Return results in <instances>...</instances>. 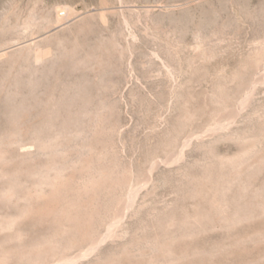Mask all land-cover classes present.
Wrapping results in <instances>:
<instances>
[{
    "label": "rangeland",
    "instance_id": "rangeland-1",
    "mask_svg": "<svg viewBox=\"0 0 264 264\" xmlns=\"http://www.w3.org/2000/svg\"><path fill=\"white\" fill-rule=\"evenodd\" d=\"M0 53V243L61 196L93 216L52 239L73 264H264V0H0Z\"/></svg>",
    "mask_w": 264,
    "mask_h": 264
},
{
    "label": "bare ground",
    "instance_id": "bare-ground-1",
    "mask_svg": "<svg viewBox=\"0 0 264 264\" xmlns=\"http://www.w3.org/2000/svg\"><path fill=\"white\" fill-rule=\"evenodd\" d=\"M78 14H72L71 12H68L67 14L63 15V16H60L57 23L58 24H61V23H65V22H68L70 19H73L74 17H77ZM77 38V37H76ZM2 54V53H0ZM248 73V72H247ZM16 77V75H15ZM15 79V78H14ZM13 79V81H14ZM38 80V79H37ZM17 81V80H16ZM27 81V80H26ZM60 80H58V77L55 76L54 79L50 82H47V89L48 88H51V89H55V87L60 84L59 82ZM30 82V81H29ZM16 84V83H15ZM18 84L20 86H23V81H19ZM17 84V86L19 87V85ZM31 85V88L33 87V82L30 83ZM29 85V84H28ZM61 85V84H60ZM59 86V85H58ZM238 86V85H237ZM61 87V86H60ZM64 87V86H63ZM230 88V87H229ZM65 88H63L64 90ZM62 90V91H63ZM57 91V90H55ZM43 94V93H42ZM235 97V96H234ZM41 101V100H40ZM45 101V100H44ZM61 101V100H60ZM63 101V100H62ZM42 105V104H41ZM67 106V105H66ZM27 110V109H26ZM43 111H46V109L44 108ZM48 112V111H47ZM46 112V113H47ZM45 113V112H44ZM49 114V113H48ZM44 115H47V114H44ZM43 115V116H44ZM43 116L41 118H43ZM8 118V117H7ZM46 118H49V115H47V117H44L43 119H46ZM33 119V118H31ZM27 120V119H26ZM48 120V119H46ZM45 120V122H46ZM16 122V121H15ZM21 122V121H20ZM38 126V125H37ZM22 129V128H21ZM96 131V130H95ZM24 134L28 135L31 132L30 129L26 128L25 130H23ZM35 133H32L31 135H34ZM98 134V133H97ZM13 135V134H12ZM36 135V134H35ZM42 135V134H41ZM230 135V134H229ZM14 136V135H13ZM34 137V136H33ZM31 137V138H33ZM37 139H38V135H36ZM40 137V135H39ZM30 140H19L17 143V146L18 148L21 150V149H25L27 146H29L30 144H34L36 141L31 139ZM44 138V137H43ZM41 138H39L38 140H40ZM45 139V138H44ZM42 142V141H41ZM44 144V142H43ZM41 145V144H40ZM43 146V145H41ZM44 147V146H43ZM28 149V147H27ZM91 150V149H90ZM224 157V156H223ZM97 166V165H96ZM3 168V167H2ZM103 168V167H101ZM86 169V168H85ZM102 170V169H101ZM104 170V169H103ZM102 170V171H103ZM36 171V170H35ZM100 172L99 176L98 177H91V178H87L86 181L84 182V185L82 187V191L83 193H90V198H91V195H93V193H95V190L96 188H99L102 186H104V184L108 181V182H111L113 179L112 178H109L107 172L103 171V172ZM10 174V173H9ZM72 177V176H71ZM56 179V178H55ZM112 179V180H111ZM68 180V179H67ZM66 180V181H67ZM65 181V182H66ZM116 181V180H115ZM120 180H117L116 183H119L122 181ZM124 181V180H123ZM57 181H55V184H59V183H56ZM113 183H114V180H113ZM53 184V185H55ZM66 185H68L69 183H65ZM64 185V184H63ZM64 185V186H66ZM108 185V184H107ZM105 185V186H107ZM115 185V184H114ZM62 186V187H64ZM61 187V186H60ZM69 186H66L64 188H67ZM57 188V187H56ZM116 188V187H115ZM107 189V188H106ZM109 189V188H108ZM119 190V189H118ZM98 191V190H97ZM80 193V192H79ZM82 193V192H81ZM96 194V193H95ZM94 194V195H95ZM79 195V194H78ZM85 195V194H84ZM86 196V195H85ZM25 197V196H24ZM85 198V197H84ZM89 198V197H88ZM61 196H52L50 199L48 198V200L44 201L42 203L41 206H38L35 211L31 212L30 213V217H28L30 220L36 222V223H41L45 220H49L50 223L52 225H56L54 227H49V229L46 231V232H41V233H33V232H28V229L27 227L25 226H16L17 223V215L16 214H12L8 217V219L6 220L7 221V226L13 228L14 226L16 227V232H15V236L16 237H20V236H23V234H32L34 236H31L32 238L34 239H31L30 240V243L26 244L27 246H24V248H16V247H13V246H4L2 244V242L0 243V264H6V262L9 260V258H13L14 260L18 259V260H22V259H25V257L28 255V249H26L27 247L30 248L31 250H37L40 254H38V256L41 255V252L43 253V251H41L43 248L40 249V247L42 245H48L50 247V250H47V251H44V255L45 257H48V256H51L50 258H55L56 256L60 257L61 254H58L57 253V250H56V247L54 244H53V241L52 239L54 238V236L58 235L59 234H68V235H72L74 232H77L80 233L81 235V239L82 240H86L88 238L91 239L92 237V233L93 231H91V228L92 227V212L91 214H88V217H85L82 216L81 212H80V209H78V207L76 206L77 204H75V202H66L64 201L65 204H62L61 206H59L58 204L61 203ZM28 212V210H26ZM87 212V211H85ZM161 212V211H160ZM159 212V213H160ZM22 213V212H21ZM9 215V214H8ZM29 215V214H27ZM26 215V216H27ZM96 215V214H95ZM23 216V215H22ZM25 216V215H24ZM23 216V217H24ZM63 224L67 225L66 226H63ZM133 227V226H132ZM30 230V229H29ZM33 230V229H32ZM38 231V230H36ZM14 233V232H13ZM36 234V235H35ZM41 234V235H40ZM96 234V233H95ZM93 233V235H95ZM40 235V236H39ZM97 235V234H96ZM73 236V235H72ZM75 237V236H74ZM95 237V236H94ZM97 237V236H96ZM69 238V237H68ZM93 238V237H92ZM56 239V238H55ZM99 239V238H98ZM97 239V240H98ZM102 239V238H101ZM8 240V239H7ZM87 240V241H88ZM99 241V240H98ZM10 242V241H9ZM14 242V241H13ZM74 242V241H73ZM12 243V242H11ZM55 243V242H54ZM82 243V242H81ZM93 244H94V241H93ZM19 245V244H18ZM58 245V244H56ZM62 245V244H61ZM92 245V244H91ZM23 246V245H22ZM70 246V245H69ZM73 246V245H72ZM75 246V245H74ZM131 246V245H130ZM42 247H45V246H42ZM59 247V246H58ZM57 247V248H58ZM70 248V247H69ZM136 248V247H135ZM62 249V248H61ZM132 249V248H131ZM28 250V251H27ZM92 249H87L85 251H79V252H76L72 255H67L65 256L64 254L61 255L60 258H57L55 259V261H53L51 264H73L75 263L76 261L78 262L79 260H82L83 258L87 257L90 255V253L92 254L91 252ZM41 251V252H40ZM61 251V250H60ZM155 251V250H154ZM32 252V251H31ZM36 253V252H35ZM66 253V252H65ZM69 253V252H68ZM67 253V254H68ZM128 253V252H127ZM151 253V252H150ZM132 254V253H131ZM33 255V254H32ZM116 255V254H115ZM133 256V255H132ZM117 257V256H116ZM121 257V256H120ZM126 257V256H125ZM128 258V257H127ZM114 259H116L114 257ZM114 259H110V261L112 260V262H114ZM119 259V258H118ZM148 259V258H147ZM13 260V262H14ZM20 260V261H21ZM152 260V259H151ZM107 261V260H106ZM109 261V262H110ZM118 261V260H117ZM152 262V261H151ZM16 263V262H15ZM104 263V262H103ZM115 263V262H114ZM118 263V262H117ZM150 263V262H149ZM121 264V263H120Z\"/></svg>",
    "mask_w": 264,
    "mask_h": 264
}]
</instances>
